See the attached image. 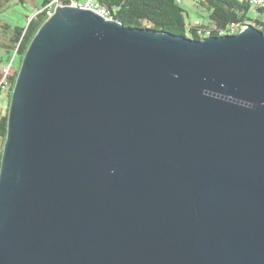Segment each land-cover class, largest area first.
Returning <instances> with one entry per match:
<instances>
[{"label":"water","instance_id":"obj_1","mask_svg":"<svg viewBox=\"0 0 264 264\" xmlns=\"http://www.w3.org/2000/svg\"><path fill=\"white\" fill-rule=\"evenodd\" d=\"M0 264H264V31L59 3L12 96Z\"/></svg>","mask_w":264,"mask_h":264},{"label":"trees","instance_id":"obj_2","mask_svg":"<svg viewBox=\"0 0 264 264\" xmlns=\"http://www.w3.org/2000/svg\"><path fill=\"white\" fill-rule=\"evenodd\" d=\"M57 1L62 5L71 4L72 0H45L43 10H40L30 19L27 27H15L5 23L1 14L6 5L5 0H0V49L4 50L5 56H1V62L14 63L15 57L19 56V65L14 73L1 74L0 95L4 90L6 97L3 99V107L0 110V174L5 144L8 137L9 110L13 92L16 86L19 71L25 54L37 34L38 30L48 19V11L55 9ZM107 8L110 17L126 27L136 29L153 28L158 32L172 34L176 37L200 39L198 35V21L202 28L228 29L231 26L254 24L264 31V21L249 17L251 0H194L195 4L206 13L203 19L194 22L187 21L186 11L182 6L183 0H94ZM257 7V6H255ZM259 13H264V6L257 7ZM147 23L149 26L145 25ZM217 33V31L215 32ZM213 36H217L215 34ZM15 55V57H13ZM14 60L12 61V59ZM0 81V83H1Z\"/></svg>","mask_w":264,"mask_h":264},{"label":"rangeland","instance_id":"obj_3","mask_svg":"<svg viewBox=\"0 0 264 264\" xmlns=\"http://www.w3.org/2000/svg\"><path fill=\"white\" fill-rule=\"evenodd\" d=\"M45 0H5L6 5L3 9V12L1 14V18L5 23L10 24L13 28L15 27H27L30 19H32L36 13L40 10H43V3ZM87 0H77L79 4L85 3ZM71 5V4H69ZM182 6L186 11L187 21L194 22L196 19H203L206 13H204L201 8H199L194 0H183ZM56 8V6H55ZM249 17L252 19H257L259 17L260 20L264 21V13H259L257 11V7L252 6L249 11ZM145 25L149 26L147 23H144ZM1 56H5L4 50L0 49V78L1 74H5V71L9 68V73H14L15 69L19 65L20 57L15 55V62L7 63V62H1ZM14 58L12 59V61ZM1 81V79H0ZM6 97V92L4 90V94L2 93L0 95V110L3 107V99Z\"/></svg>","mask_w":264,"mask_h":264},{"label":"built area","instance_id":"obj_4","mask_svg":"<svg viewBox=\"0 0 264 264\" xmlns=\"http://www.w3.org/2000/svg\"><path fill=\"white\" fill-rule=\"evenodd\" d=\"M59 3H60V1H57V5ZM251 3H252V5L257 6V7H263L264 6V0H251ZM71 5L75 6V7H80V8L85 9V10L93 11L96 14H98L99 16H101L105 19H108V20L111 18L110 12L107 10V8H105L100 3H98L94 0H87L83 4H79L77 2V0H72ZM47 13H48V18H50L54 15L55 9H50ZM248 25L254 26V24L250 23V24H245V25H241V26H231L228 29H217L216 27L205 29V28L201 27L200 22L197 21L195 23V26H198L197 29H198V35L200 37V40H203V39L208 38V37H212L216 31H217V33H215V34H217V36H219V37L236 35L242 30V27H247ZM9 69L5 71V77L8 75ZM3 83H4V79L1 81L0 86Z\"/></svg>","mask_w":264,"mask_h":264},{"label":"bare ground","instance_id":"obj_5","mask_svg":"<svg viewBox=\"0 0 264 264\" xmlns=\"http://www.w3.org/2000/svg\"><path fill=\"white\" fill-rule=\"evenodd\" d=\"M60 8H63L62 6Z\"/></svg>","mask_w":264,"mask_h":264}]
</instances>
